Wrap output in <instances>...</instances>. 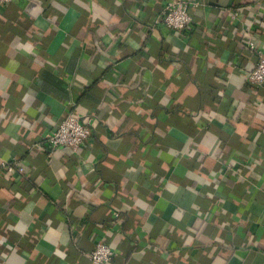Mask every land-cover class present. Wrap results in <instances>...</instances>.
<instances>
[{"label": "crops", "instance_id": "1", "mask_svg": "<svg viewBox=\"0 0 264 264\" xmlns=\"http://www.w3.org/2000/svg\"><path fill=\"white\" fill-rule=\"evenodd\" d=\"M166 1L0 4V264H264V0ZM68 112L92 146L51 151Z\"/></svg>", "mask_w": 264, "mask_h": 264}, {"label": "built area", "instance_id": "2", "mask_svg": "<svg viewBox=\"0 0 264 264\" xmlns=\"http://www.w3.org/2000/svg\"><path fill=\"white\" fill-rule=\"evenodd\" d=\"M13 0H0V4L10 3ZM201 2L199 0H167L164 4L158 23L164 24L168 28L184 30L192 26L194 22V13L192 9H197ZM238 12H233L232 18L238 20ZM247 48L254 51L258 56L256 66L246 72L247 81L253 85L264 84V50L253 39H250L246 45ZM94 132L91 120H85L81 115L68 112L65 117L56 124L45 137L44 145H48L51 151L69 147L74 152L88 149L92 146ZM4 168L8 173L23 176L27 169L24 164L16 158L3 162ZM114 251L111 245L104 239H101L92 252V259L97 264H109L113 258Z\"/></svg>", "mask_w": 264, "mask_h": 264}, {"label": "trees", "instance_id": "3", "mask_svg": "<svg viewBox=\"0 0 264 264\" xmlns=\"http://www.w3.org/2000/svg\"><path fill=\"white\" fill-rule=\"evenodd\" d=\"M237 12H238V14H240V12H239V11H237ZM232 15H233V13H232ZM238 16H239V15H238ZM250 39H252V38H250ZM250 39H249V40H250ZM249 40H248V41H249ZM253 40H254V39H253ZM248 41H247V42H248ZM247 42H245V43H244V44H245V46L247 45ZM248 83H249V82H248ZM250 84H251V83H250ZM251 85H253V84H251ZM258 86H259V85H258Z\"/></svg>", "mask_w": 264, "mask_h": 264}]
</instances>
